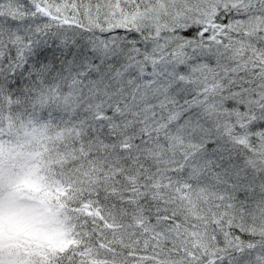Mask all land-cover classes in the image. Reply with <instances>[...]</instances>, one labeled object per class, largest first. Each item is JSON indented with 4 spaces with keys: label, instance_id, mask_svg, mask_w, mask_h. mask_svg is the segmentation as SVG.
<instances>
[{
    "label": "snow or ice",
    "instance_id": "6c2138e0",
    "mask_svg": "<svg viewBox=\"0 0 264 264\" xmlns=\"http://www.w3.org/2000/svg\"><path fill=\"white\" fill-rule=\"evenodd\" d=\"M66 133L60 264H264V0H0V98Z\"/></svg>",
    "mask_w": 264,
    "mask_h": 264
},
{
    "label": "trees",
    "instance_id": "16d2710c",
    "mask_svg": "<svg viewBox=\"0 0 264 264\" xmlns=\"http://www.w3.org/2000/svg\"><path fill=\"white\" fill-rule=\"evenodd\" d=\"M65 139L54 123L26 112L22 101L0 98V196L13 192V201L24 199L57 223L48 238H32L28 220L5 219L1 208L0 264H60L79 242ZM11 183H17L15 194Z\"/></svg>",
    "mask_w": 264,
    "mask_h": 264
},
{
    "label": "rangeland",
    "instance_id": "374dc122",
    "mask_svg": "<svg viewBox=\"0 0 264 264\" xmlns=\"http://www.w3.org/2000/svg\"><path fill=\"white\" fill-rule=\"evenodd\" d=\"M12 189L17 193V183L12 184ZM19 187V186H18ZM13 198V192H6L4 195L0 196V209H3L5 213V219H26L27 226L30 228L28 235L32 238H48L57 228V223L53 218L50 219V216L42 212L41 210L30 209L29 205L23 201L18 200L17 202L11 199ZM50 210V208L46 205ZM5 210V211H4ZM44 210V209H43ZM57 217V216H56ZM46 221L48 224H42L41 221ZM38 225H35L33 223ZM22 233H25V229H22ZM45 240V239H44Z\"/></svg>",
    "mask_w": 264,
    "mask_h": 264
}]
</instances>
